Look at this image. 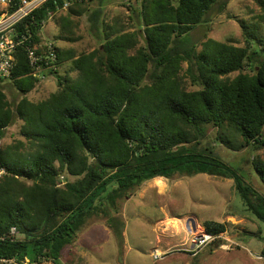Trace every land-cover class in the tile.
Returning a JSON list of instances; mask_svg holds the SVG:
<instances>
[{
	"label": "trees",
	"instance_id": "trees-1",
	"mask_svg": "<svg viewBox=\"0 0 264 264\" xmlns=\"http://www.w3.org/2000/svg\"><path fill=\"white\" fill-rule=\"evenodd\" d=\"M65 1L70 24L92 0H47L17 23L25 39L0 79V138L16 119L23 138L0 146V256L62 264V250L98 219L121 240L122 203L156 177L230 179L243 210L264 225V160H252L256 187L219 154L264 145V47L248 36L242 46L208 38L197 50L189 38L228 0H143L142 31L106 27L101 9L92 10L96 47L64 50L71 62L60 73L55 45L56 69L42 72L56 78V89L33 101L27 94L39 79L26 47L43 40L40 28ZM183 74L197 88L187 90ZM202 225L212 241L226 230L213 219Z\"/></svg>",
	"mask_w": 264,
	"mask_h": 264
},
{
	"label": "rangeland",
	"instance_id": "rangeland-1",
	"mask_svg": "<svg viewBox=\"0 0 264 264\" xmlns=\"http://www.w3.org/2000/svg\"><path fill=\"white\" fill-rule=\"evenodd\" d=\"M142 1H87L81 4L80 15L69 16V20H73L70 24L64 21L67 8L51 13L39 34L43 40L53 42L60 49L61 63L58 71L61 73L71 62L64 50L79 54L96 47L89 21L92 10L101 9L99 17L106 27L122 25L126 31H136L141 27L142 31ZM207 19V22L194 27L189 34L197 50L201 49L202 42L208 38L242 46L246 44L248 36L253 37L257 46L264 47V0H228L222 10L212 9ZM143 43V37L140 36L139 45ZM185 67L186 63H183ZM68 75L74 77L75 73L70 72ZM7 83L8 79L5 85ZM182 83L187 90L197 88L186 74H183ZM56 84V78L52 75L45 80H38L27 98L33 101L44 99L56 89ZM15 96L18 98V94ZM21 123V120L16 119L7 128L4 138H0L1 147L23 139L20 136ZM219 154L232 167H241L243 170L240 173L251 184L261 186L252 167V160H264V145L254 148L248 145L239 150L223 147L219 148ZM158 178L144 183L132 200L125 204L130 231L128 242L145 249L142 253L144 255L133 252L128 257L129 264H264L260 257L264 242L258 237L264 235V225L243 210L232 180L206 174ZM188 218L193 219L195 229L191 222L190 229H186ZM207 219L225 222L226 230L216 240L193 247L195 235L205 232L202 223ZM22 235L18 232L16 236ZM85 239L88 243L95 242V239ZM155 240L156 243L165 241L168 246L165 250L159 247L153 249L149 257L146 248ZM155 250L160 253V258L153 257ZM90 254L94 259V252Z\"/></svg>",
	"mask_w": 264,
	"mask_h": 264
},
{
	"label": "built area",
	"instance_id": "built-area-1",
	"mask_svg": "<svg viewBox=\"0 0 264 264\" xmlns=\"http://www.w3.org/2000/svg\"><path fill=\"white\" fill-rule=\"evenodd\" d=\"M47 0H0V79L9 77L15 65L16 47L25 39L18 37L15 25L28 16L36 8ZM68 2L63 3V8ZM59 6H56V10ZM24 37V39H22ZM35 48L27 46V57L33 67V75L39 80H45L48 75L42 69H56L57 52L55 44L51 41L42 40L34 45ZM11 228V233H15ZM214 239V236L204 232L195 235L193 247H199ZM154 258H160L158 251L152 254ZM0 264H35L28 259H15L0 256Z\"/></svg>",
	"mask_w": 264,
	"mask_h": 264
},
{
	"label": "crops",
	"instance_id": "crops-1",
	"mask_svg": "<svg viewBox=\"0 0 264 264\" xmlns=\"http://www.w3.org/2000/svg\"><path fill=\"white\" fill-rule=\"evenodd\" d=\"M159 179L158 177H156ZM155 179V178H154ZM135 196V195H134ZM130 197L124 202L123 209L120 212V216L124 221V228L122 229V239H118L113 230L105 223L104 220L99 219L86 225L81 229L75 241L66 246L61 254L59 260L62 264H129L128 257L133 253H144L143 248L140 246H134L131 242H128L130 237L129 225L127 223L126 203L132 200L134 197ZM126 204V205H125ZM95 239L94 243H88L86 239ZM150 245H153L150 247ZM167 242L160 241L149 244L147 255L150 256V252L153 249L161 248L165 250L167 248ZM91 252H94V259L91 257ZM144 255V254H142ZM151 259V258H150ZM53 264L52 262H43L41 264ZM152 263V262H151Z\"/></svg>",
	"mask_w": 264,
	"mask_h": 264
},
{
	"label": "water",
	"instance_id": "water-1",
	"mask_svg": "<svg viewBox=\"0 0 264 264\" xmlns=\"http://www.w3.org/2000/svg\"><path fill=\"white\" fill-rule=\"evenodd\" d=\"M190 222L192 223L193 228L195 229L194 222H193V219H192V218H188V219L186 220V223H185V225H186V229H187V230L190 229V227H189V223H190Z\"/></svg>",
	"mask_w": 264,
	"mask_h": 264
}]
</instances>
